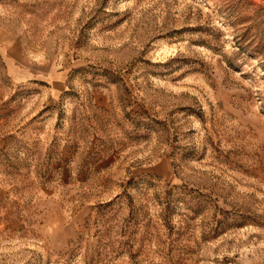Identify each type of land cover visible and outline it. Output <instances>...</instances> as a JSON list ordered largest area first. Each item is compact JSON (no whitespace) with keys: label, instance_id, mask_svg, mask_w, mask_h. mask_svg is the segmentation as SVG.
<instances>
[{"label":"rangeland","instance_id":"374dc122","mask_svg":"<svg viewBox=\"0 0 264 264\" xmlns=\"http://www.w3.org/2000/svg\"><path fill=\"white\" fill-rule=\"evenodd\" d=\"M0 264H264V0H0Z\"/></svg>","mask_w":264,"mask_h":264}]
</instances>
